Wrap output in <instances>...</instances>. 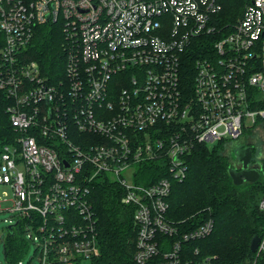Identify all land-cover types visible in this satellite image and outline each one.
Returning a JSON list of instances; mask_svg holds the SVG:
<instances>
[{"label":"built area","instance_id":"2783aa9c","mask_svg":"<svg viewBox=\"0 0 264 264\" xmlns=\"http://www.w3.org/2000/svg\"><path fill=\"white\" fill-rule=\"evenodd\" d=\"M221 10L217 0H0V93L19 133L0 154V185L13 194L0 198V213L15 216L9 232L28 222L29 264L92 262L100 182L122 190L138 230L134 260L150 263L165 246L159 235L180 233L168 199L196 146L264 131V0L230 27ZM48 24L61 27L65 63L50 75L29 53ZM152 162L161 167L148 176ZM213 230L208 221L183 233L158 264H184L183 243Z\"/></svg>","mask_w":264,"mask_h":264},{"label":"trees","instance_id":"16d2710c","mask_svg":"<svg viewBox=\"0 0 264 264\" xmlns=\"http://www.w3.org/2000/svg\"><path fill=\"white\" fill-rule=\"evenodd\" d=\"M251 0H217L222 10L217 15L223 27H230L236 15H243ZM243 8L227 14L233 8ZM62 33L58 24L38 27L30 46L31 60L41 64L47 74L64 70ZM4 38L0 35V50ZM59 70V71H58ZM11 101L0 93V154L8 144L16 142L19 133L13 128L7 111ZM241 146L239 147L242 148ZM225 144L212 148L198 144L188 156V175L182 181H172L168 202L169 220L180 233L173 237L159 235L165 244L160 255L148 264H158L165 251L170 250L181 235L193 231L208 221L214 223L210 236L183 243L184 264L211 258V264H264V252L257 256L251 251L254 236L264 239V211L260 201L264 196V158L261 160V178L255 183L235 185L229 175L230 168H239L235 160L225 154ZM255 150V147H254ZM254 155V151H253ZM254 159V157H253ZM253 162V160H252ZM144 174L154 175L161 165L156 162L145 165ZM146 183V182H145ZM123 193L114 183H97L92 191L91 202L98 216L99 251L92 264H137L134 255L137 250L138 230L133 221V210L122 202ZM28 222L20 220L6 237L3 246L8 262L16 263L25 257L29 241L25 238L24 227ZM198 251V253H196Z\"/></svg>","mask_w":264,"mask_h":264},{"label":"rangeland","instance_id":"374dc122","mask_svg":"<svg viewBox=\"0 0 264 264\" xmlns=\"http://www.w3.org/2000/svg\"><path fill=\"white\" fill-rule=\"evenodd\" d=\"M242 11L241 8H233L230 10V12L227 14L229 17H233V12L235 13L236 10ZM238 10V11H239ZM233 11V12H232ZM237 13V12H236ZM234 14V17L236 18L233 20V25L237 24L238 21L241 18V15ZM226 146L225 154H227L229 157L238 158L237 157V151L239 150V147L243 146H253L255 147L254 150V159L252 166H254L257 169H260L262 166L261 160L264 158V131L263 130H257V131H249L245 134L244 138L239 140L238 142H223ZM213 147V146H212ZM211 147V148H212ZM236 164L239 165L237 160H235ZM20 169L23 170L24 167L20 166ZM12 198V190L6 186V185H0V198ZM7 205L9 207L11 205V202L3 204V206ZM10 221H16L14 214L11 211H3L0 213V234H3V237L7 236L9 234L8 226H10ZM25 230V234L28 233L27 229ZM15 231L17 233L19 232L18 229L15 227ZM37 246L36 244H31L29 246L28 252L25 255V257L22 260V264H29L30 260H32L35 257ZM0 264H8V261L4 254V248L3 245L0 244ZM32 264H40L38 257L32 261ZM81 264H92V262L86 260Z\"/></svg>","mask_w":264,"mask_h":264},{"label":"water","instance_id":"95a60500","mask_svg":"<svg viewBox=\"0 0 264 264\" xmlns=\"http://www.w3.org/2000/svg\"><path fill=\"white\" fill-rule=\"evenodd\" d=\"M253 146H245L237 151V157L242 162L241 169L230 168L229 175L235 185H242L244 183H255L261 178V169L253 168L251 166L253 160ZM12 225L9 226V229ZM262 239L259 236H254L251 241V251L256 253L259 249Z\"/></svg>","mask_w":264,"mask_h":264},{"label":"flooded vegetation","instance_id":"af4514ba","mask_svg":"<svg viewBox=\"0 0 264 264\" xmlns=\"http://www.w3.org/2000/svg\"><path fill=\"white\" fill-rule=\"evenodd\" d=\"M243 148V147H242ZM241 149V148H240Z\"/></svg>","mask_w":264,"mask_h":264}]
</instances>
